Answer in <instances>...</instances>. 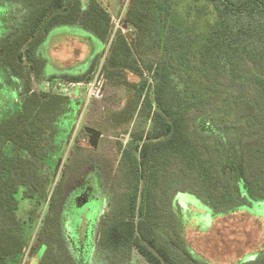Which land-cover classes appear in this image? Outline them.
I'll return each instance as SVG.
<instances>
[{"label": "trees", "instance_id": "obj_1", "mask_svg": "<svg viewBox=\"0 0 264 264\" xmlns=\"http://www.w3.org/2000/svg\"><path fill=\"white\" fill-rule=\"evenodd\" d=\"M0 10V264H23L29 221L16 216L17 194L35 199L52 181L80 110L51 88L90 83L107 46L99 74L128 92L110 125L134 127L119 147L98 264H131L133 252L147 264H208L184 255L174 204L195 198L215 218L249 212L251 198L264 203V0H129L121 24L131 32L113 36L96 0H0ZM58 27L82 29L101 50L78 70L48 75L42 46ZM34 80L50 90H33ZM199 121L215 133L194 129ZM84 154L74 148L50 195L32 264L82 263L66 245L59 205Z\"/></svg>", "mask_w": 264, "mask_h": 264}, {"label": "rangeland", "instance_id": "obj_2", "mask_svg": "<svg viewBox=\"0 0 264 264\" xmlns=\"http://www.w3.org/2000/svg\"><path fill=\"white\" fill-rule=\"evenodd\" d=\"M109 14L112 36L117 32L116 26L125 31L121 21L126 13L129 0H96ZM84 6L88 0H81ZM1 13V10H0ZM130 37V36H129ZM131 38L134 35L131 34ZM43 57L47 60L48 75L60 74L63 69L70 71L82 68L91 55L98 53L101 46L91 35L79 28L58 27L51 31L42 46ZM108 46L103 49L98 66L93 72L90 83L72 86L67 83L54 85L53 92H61L72 103H80V110L70 140L64 147V156L52 181L45 183L37 198L24 199L21 192L17 194V218L29 221L22 225V233L27 242L23 264L38 261L39 230L46 216L47 203L54 187L59 181L65 165L74 148L84 150V158L88 163L80 172L69 174L64 187L63 198L59 205V219L66 245L74 258H79L81 264H98L96 241L100 223L108 204L112 200L111 187L119 160V147L125 148L130 144L129 131L133 123L123 129L111 128V116L119 112L125 105L127 90L123 87L109 86L99 74L100 66L107 54ZM144 76H147L144 73ZM131 81L137 78L129 76ZM35 91H48L50 85L44 81L32 82ZM74 88V96L71 93ZM202 121L193 128L209 133H215L204 126ZM85 127L102 133L96 150L89 147ZM0 148L6 149L5 140L0 138ZM174 210L182 219L183 234L188 252L187 259L201 260L208 264H240L250 260L255 253H264V220L253 217L245 209L217 216H205L195 198L177 195ZM255 206V205H254ZM264 218V203L254 209ZM204 211V212H203ZM254 214V213H253ZM34 250L36 253L33 254ZM33 254V255H32ZM106 264V263H100ZM131 264H147L136 252H133Z\"/></svg>", "mask_w": 264, "mask_h": 264}, {"label": "water", "instance_id": "obj_3", "mask_svg": "<svg viewBox=\"0 0 264 264\" xmlns=\"http://www.w3.org/2000/svg\"><path fill=\"white\" fill-rule=\"evenodd\" d=\"M84 133L88 136L87 142L91 149L96 150L99 140L102 137V133L98 130L85 127L83 129Z\"/></svg>", "mask_w": 264, "mask_h": 264}, {"label": "flooded vegetation", "instance_id": "obj_4", "mask_svg": "<svg viewBox=\"0 0 264 264\" xmlns=\"http://www.w3.org/2000/svg\"><path fill=\"white\" fill-rule=\"evenodd\" d=\"M86 135V134H85ZM87 136V135H86ZM87 139H88V136H87ZM252 201L249 200L250 204H249V212H252L250 213L253 217H256L258 219H262L264 220V218L262 216H260L259 214H257V211L254 210L256 208H259L260 206H258V204L256 203H259V202H256V201H253V199L251 198ZM256 202V203H255ZM255 205V206H254ZM254 213V214H253ZM264 256V253H255L254 255L250 256V260L248 262L250 263H254L256 260L260 259L261 257Z\"/></svg>", "mask_w": 264, "mask_h": 264}, {"label": "built area", "instance_id": "obj_5", "mask_svg": "<svg viewBox=\"0 0 264 264\" xmlns=\"http://www.w3.org/2000/svg\"><path fill=\"white\" fill-rule=\"evenodd\" d=\"M116 30L118 31V30H120L121 31V33L122 34H124V35H128V34H130V32H131V30L130 29H127V31H125L122 27H118V26H116ZM72 86H74V87H76V85H80V84H71ZM61 92H59V93H63V92H65V90H64V88L63 87H61ZM73 96H74V94H72ZM75 97V96H74Z\"/></svg>", "mask_w": 264, "mask_h": 264}, {"label": "crops", "instance_id": "obj_6", "mask_svg": "<svg viewBox=\"0 0 264 264\" xmlns=\"http://www.w3.org/2000/svg\"><path fill=\"white\" fill-rule=\"evenodd\" d=\"M74 88H75V87H74ZM74 88H73L72 91H71V93H73V94H74V92H75Z\"/></svg>", "mask_w": 264, "mask_h": 264}]
</instances>
